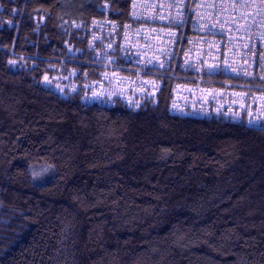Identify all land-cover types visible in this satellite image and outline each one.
Masks as SVG:
<instances>
[{
    "label": "trees",
    "instance_id": "trees-1",
    "mask_svg": "<svg viewBox=\"0 0 264 264\" xmlns=\"http://www.w3.org/2000/svg\"><path fill=\"white\" fill-rule=\"evenodd\" d=\"M101 1L0 0V264H264V122L84 102Z\"/></svg>",
    "mask_w": 264,
    "mask_h": 264
},
{
    "label": "built area",
    "instance_id": "built-area-1",
    "mask_svg": "<svg viewBox=\"0 0 264 264\" xmlns=\"http://www.w3.org/2000/svg\"><path fill=\"white\" fill-rule=\"evenodd\" d=\"M112 1L100 2L104 19L82 32L102 40L98 55L118 45L121 59L100 58L97 77L83 86L84 102L149 104L171 80L173 113L206 116L213 100L215 112L233 121L264 122V0H131L130 21L122 26L109 19L120 13Z\"/></svg>",
    "mask_w": 264,
    "mask_h": 264
},
{
    "label": "bare ground",
    "instance_id": "bare-ground-1",
    "mask_svg": "<svg viewBox=\"0 0 264 264\" xmlns=\"http://www.w3.org/2000/svg\"><path fill=\"white\" fill-rule=\"evenodd\" d=\"M117 3H118V2H117ZM117 5H118V4H117ZM117 5H116V6H117Z\"/></svg>",
    "mask_w": 264,
    "mask_h": 264
},
{
    "label": "snow or ice",
    "instance_id": "snow-or-ice-1",
    "mask_svg": "<svg viewBox=\"0 0 264 264\" xmlns=\"http://www.w3.org/2000/svg\"><path fill=\"white\" fill-rule=\"evenodd\" d=\"M10 63H13V62H10Z\"/></svg>",
    "mask_w": 264,
    "mask_h": 264
}]
</instances>
